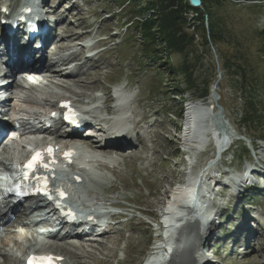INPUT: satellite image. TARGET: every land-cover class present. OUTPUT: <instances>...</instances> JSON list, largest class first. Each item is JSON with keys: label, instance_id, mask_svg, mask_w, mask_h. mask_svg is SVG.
I'll return each instance as SVG.
<instances>
[{"label": "rangeland", "instance_id": "rangeland-1", "mask_svg": "<svg viewBox=\"0 0 264 264\" xmlns=\"http://www.w3.org/2000/svg\"><path fill=\"white\" fill-rule=\"evenodd\" d=\"M5 1L0 0V6ZM10 2L13 6L18 5L17 0ZM221 2L226 4L215 9L219 13L216 31L221 39L217 46L211 40L209 15L201 5L198 8L204 14L202 28L192 21L197 16L195 12L184 13L182 32L187 34V43L193 40V44L186 48L183 37L179 45L174 44L170 49L159 31L163 28L162 13L171 9L165 5L161 8L157 0L47 1L48 8L56 10L54 18L61 30L56 31L58 39L53 44L60 47V51L70 49L62 52L63 58H71V62L82 61L91 46L103 51L95 60L78 66L76 75L57 77L66 81L70 88H62V84L56 87L49 81L53 87L48 88L44 97L49 101L59 96L81 100L98 95L100 107L95 108V114L116 122L115 116H106L105 110L110 106L107 102L106 107H102V100L114 96L115 92L128 96L129 101L124 106L129 113L128 136L134 137L135 144L124 149L125 156L118 152L108 153L106 148L102 152L97 150L98 154H113L112 163L116 168L111 171L94 167L85 175L86 181L79 188V194L93 198L105 214L111 233L98 237L100 241L95 242L68 239L48 242L14 225L0 235V248H6L5 253L12 261L0 256V262L21 264L26 249L49 247L57 253L66 252L67 255L70 250L76 254L77 257L71 258L74 264H140L155 241L161 238L165 226L160 222L168 220L164 217L168 204L175 199V192L193 173L204 170L198 202L209 204L216 221L210 225L216 224V228L222 230L220 241L208 240L207 252L216 246L224 259L229 251L226 264H264V192L248 189L236 196L232 188L225 186L227 176H223L226 173L237 176L244 160L253 163L259 160L264 164V88L261 84L264 80V0ZM145 28L152 30L146 33ZM88 30L90 35L86 42L91 45L82 47L80 35L88 34ZM98 37L104 41L94 45ZM150 38L152 42H149ZM151 44L158 48L157 52ZM80 52H85L82 57ZM240 65L257 86L247 90L241 88L243 70ZM82 83L89 88L84 89ZM214 89L232 131L238 136L229 153L223 155L215 167L205 171L208 161L213 158L208 151L213 149V144L204 147L207 152L197 151L191 159L194 165L190 167L187 155L192 151L188 152L183 136L186 134L187 109L194 103L210 108L214 105ZM11 104H18L26 114L44 108L42 101L39 106V101L23 98L14 99ZM214 110L216 112V108ZM247 113L252 122L244 124ZM133 125H136L137 133L132 129ZM136 134L142 137L143 143L137 141ZM257 145L260 150L253 152ZM22 153L19 150L17 154L8 155V164ZM257 177L260 176L254 173L247 180L255 181ZM212 202L216 206H212ZM248 203L250 208L245 207ZM112 204L132 210L114 208ZM117 213H124V218L115 222L111 216ZM242 228L252 233L249 239L248 232L244 231L247 232L244 240L236 241L237 249L246 243L250 245L249 254L244 257L232 252L236 237L229 242L231 234L241 237ZM17 236L20 243L15 240Z\"/></svg>", "mask_w": 264, "mask_h": 264}, {"label": "bare ground", "instance_id": "bare-ground-1", "mask_svg": "<svg viewBox=\"0 0 264 264\" xmlns=\"http://www.w3.org/2000/svg\"><path fill=\"white\" fill-rule=\"evenodd\" d=\"M60 49H59V51H60ZM54 55H56V54H54ZM14 56H17V55L15 54ZM58 61H53L51 65L54 68H56V64ZM84 62H86V61H84ZM83 63H81V64H83ZM56 77L64 78L65 75L63 74L62 71H60L59 73L55 74V78ZM62 82L66 83V84H62L63 87L70 88L67 85L66 81H62ZM84 82H85V80H84ZM82 84L84 85V83H82ZM83 88L87 89L89 87L86 84L83 86ZM11 91L15 92L14 89ZM208 107L204 106L202 104H195L194 103L193 105H191V107H189L187 109L188 117L186 119L187 123H186V128L184 131L186 134L183 136L184 137L183 140H184V145L188 149V152L192 151L191 159L192 158L194 159V156L197 153L198 149L196 150L195 149L196 147L199 148L198 151H204L205 152L206 151L205 149L207 147H211V146H209L211 144H213V146H212L213 148L215 147L214 143H216L218 145H222V142L220 143V141L222 140V134H221L220 130L216 127V125H214L213 120H212V119L215 120L216 117L214 115L216 114V112L211 107L210 108H208ZM112 109H113L112 107L107 108V110H112ZM201 114H204L205 116L203 117ZM197 116L199 118L202 116L200 118L201 124H203V126H204L203 133L201 134L202 137L199 136L198 133L195 134V131H194V129H195L194 126L196 125V122H197V120H195V117H197ZM144 119H146V118H144ZM51 132L56 133L60 137V139L67 140V141H65V143H66L65 145L68 147H71L77 143L78 144L84 143L90 147H95V148L98 147V144H96L93 139H90V140L76 139V140H74V139H72L73 135L71 136V134H68V135H64V137H63V134H61L57 129H52ZM233 135L234 134L231 132L230 135H228L229 137H226L227 138V144L224 146L225 149L229 148L235 142V140H237V138L233 137ZM203 138H205V139H203ZM124 140H126V142H128V143L133 142V140H131L126 135L124 136ZM137 141L139 143L140 142L143 143L142 137L137 136ZM127 147H128L127 145H123V144H120L118 142H111L106 151L108 153L118 152L120 155L125 156L126 153H124V149H126ZM204 147H206V148H204ZM259 150H260V147L258 145L255 146V149L253 148V152H258ZM191 159H190V164H191L190 167H192L194 165V160H191ZM210 160L211 161H208V164L211 162L209 164V168H207L205 171L209 170L212 166H215V162H213L212 159H210ZM250 164L253 166L252 168H251V166H246V164H245V165H243V167L238 172H236V174L238 173L239 176L238 175L237 176L232 175V177H237V178L239 177L238 178L239 184L243 180L242 177H244L245 181L250 182V180H247V178L251 174H254V173L259 175L260 177L261 176L264 177V168L263 167L256 165L255 162H254V164H252V163H250ZM203 171L204 170H200L199 172L193 173V176L189 177L187 184L185 183V185L182 186L183 189L180 188L179 191L175 192L176 196H174L173 199L175 198L176 200L172 199L173 201L168 204V207H167L168 212L166 213V215L164 217V218H168V221L172 222L173 224L171 226H168V227H163V230L161 233L162 234L161 239L157 242L155 241L154 246L151 247V251L149 250L150 254L148 253L149 256L145 259L144 264H195V260L193 257V255L195 253H196L197 257L199 258L198 260H203L202 263H200V264H208L209 263L206 260L204 261L205 255L203 254L204 252L203 253L201 252V250H202V247L207 250V247L205 245H207L209 238H211V235L214 233V230H212V229H214V225L212 226L209 224V229H210L209 233L203 234L202 232H200V227H199L198 223L195 222L194 220L193 221L190 220V219L195 218V216H194L195 213H194L191 205H193L194 202L196 201L195 200L196 196H197L196 199H198L201 196L200 195L201 194V192H200L201 182L200 181H201ZM260 177H257V179L255 181H251V182H255V183L262 182V183H264V178H260ZM259 178L261 180H259ZM230 180L231 179L226 180L225 186L230 187V189H231V187H234V188H232L234 190V195L240 196V195H238L239 193H237V192L239 190L241 191L246 184H243L244 186L243 185H241V186L235 185V184L232 185V182ZM236 186H238V187H236ZM187 203H190L191 205L189 204L190 206H188ZM213 204L214 203L212 202V206H213ZM11 213L16 214L14 209L11 211ZM10 220H11V215L6 216V218H4L2 220V222H5V224L2 226L6 227V226L10 225L9 224ZM210 223H212V222H210ZM177 227L180 229H178ZM15 240L17 242H19L18 239H15ZM156 240H157V238H156ZM69 251L70 250H68L67 255H70V256H68V257L75 258L76 254H74L72 252L70 253ZM169 257H170V259L168 260L167 258H169ZM5 258L7 261H12L11 257L8 255L7 256L5 255Z\"/></svg>", "mask_w": 264, "mask_h": 264}, {"label": "trees", "instance_id": "trees-1", "mask_svg": "<svg viewBox=\"0 0 264 264\" xmlns=\"http://www.w3.org/2000/svg\"><path fill=\"white\" fill-rule=\"evenodd\" d=\"M158 1L161 3V5H160L161 8L164 7V5H165L171 9V11H169V12L162 13V20H163L162 27L163 28L159 32H161V34L164 35V38H165L164 44L169 45L168 47H170V49H171L172 45H174V44L179 45L178 42H181L182 38L184 37L186 48H187V46H191L193 44L192 43L193 40H191L187 43V40L185 37V36H187V34L182 32L183 21L185 20L184 13H188L191 11L195 12L197 14V16L194 19H192V21H194L195 24H199L201 26V28L203 27V23H204V14L201 12V10L199 8H194L191 5V2L189 0H157V2ZM247 1H250V0H247ZM225 4L226 3L221 2V0H202V7L207 12V14L209 15V18H210V28L212 29L211 40L213 41L214 45H216V46L221 41V39L218 35V32L216 31V23L215 22H216V18H217L216 16L219 13H217V11L215 9L216 8L220 9ZM252 7H255V6H252ZM144 30L146 33L147 32L150 33L151 32L150 30H152V29L150 28V29L146 30V28H145ZM153 30H155V29H153ZM180 34H181V37H180ZM146 37H148V35ZM151 39L152 38H150L149 42L153 41V39L152 40ZM151 46L154 47L155 45L151 44ZM153 50H154V52H157L158 48L157 49L155 48ZM225 69L229 70V68H227V67ZM240 69L243 70V71H241L243 73V79L241 82V85H242L241 88H243V90L244 89L247 90V88L250 86L255 87L258 85L257 83L256 84L253 83V81L250 79V77L248 76L246 71H244V69L242 68L241 65H240ZM261 84H262V87L264 88V80L261 81ZM248 113L246 114V117H244V119H243L244 124L252 122V121H250Z\"/></svg>", "mask_w": 264, "mask_h": 264}, {"label": "water", "instance_id": "water-1", "mask_svg": "<svg viewBox=\"0 0 264 264\" xmlns=\"http://www.w3.org/2000/svg\"><path fill=\"white\" fill-rule=\"evenodd\" d=\"M191 5L195 8L201 7L202 5V1L201 0H190ZM212 96H213V100H214V105L211 106L212 109L216 108V114L214 115L216 118L215 120H213L214 125H216V127L220 130L221 134H222V148L227 144V138L229 137L228 135H230V133L232 132L235 136H238L236 133H234L230 127V124L228 122V120L225 117L224 114V108L219 104V95L216 93L215 89L212 91ZM203 117L205 116L204 114H201ZM201 116V117H202ZM200 117V118H201ZM203 124H201L200 119L196 122L195 125V132L198 134H202L203 133Z\"/></svg>", "mask_w": 264, "mask_h": 264}, {"label": "snow or ice", "instance_id": "snow-or-ice-1", "mask_svg": "<svg viewBox=\"0 0 264 264\" xmlns=\"http://www.w3.org/2000/svg\"><path fill=\"white\" fill-rule=\"evenodd\" d=\"M49 152H51V149H49ZM40 157H41V154H40V153H37V154L33 157L32 161H30L29 164H28L26 167L29 168V169H31V168L33 167V165L39 161ZM60 195L63 196L64 193L61 191V192H60ZM35 259H36V258H34V260H35ZM40 259L42 260L43 258H40ZM30 264H33V261H30Z\"/></svg>", "mask_w": 264, "mask_h": 264}]
</instances>
